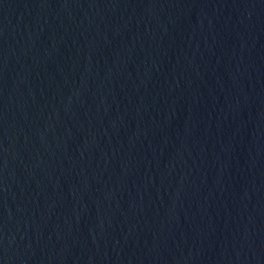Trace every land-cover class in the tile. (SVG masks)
<instances>
[{
	"label": "water",
	"instance_id": "obj_1",
	"mask_svg": "<svg viewBox=\"0 0 264 264\" xmlns=\"http://www.w3.org/2000/svg\"><path fill=\"white\" fill-rule=\"evenodd\" d=\"M264 0H0V264H256Z\"/></svg>",
	"mask_w": 264,
	"mask_h": 264
}]
</instances>
